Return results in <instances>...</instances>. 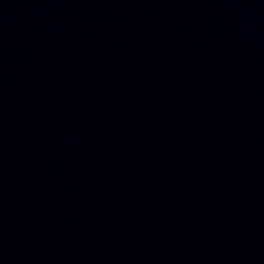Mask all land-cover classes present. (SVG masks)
<instances>
[{
    "label": "water",
    "instance_id": "water-1",
    "mask_svg": "<svg viewBox=\"0 0 264 264\" xmlns=\"http://www.w3.org/2000/svg\"><path fill=\"white\" fill-rule=\"evenodd\" d=\"M0 264H264V0H0Z\"/></svg>",
    "mask_w": 264,
    "mask_h": 264
}]
</instances>
